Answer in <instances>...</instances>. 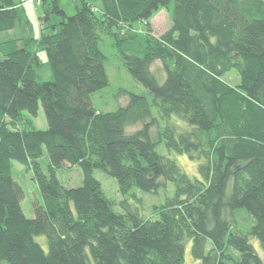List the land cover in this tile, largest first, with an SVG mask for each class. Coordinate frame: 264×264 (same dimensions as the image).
<instances>
[{"label": "trees", "instance_id": "16d2710c", "mask_svg": "<svg viewBox=\"0 0 264 264\" xmlns=\"http://www.w3.org/2000/svg\"><path fill=\"white\" fill-rule=\"evenodd\" d=\"M32 1L0 0V264H183L187 243L199 264H264L251 242L264 251V0H82L72 16L35 0L38 36L4 54ZM136 23L146 45L131 53L120 35ZM103 36L152 103L122 90L126 106L95 109L109 86ZM173 154L198 162L199 177ZM13 163L39 191L31 219ZM95 171L116 181L120 211ZM169 183L175 195L147 218L139 192Z\"/></svg>", "mask_w": 264, "mask_h": 264}, {"label": "rangeland", "instance_id": "374dc122", "mask_svg": "<svg viewBox=\"0 0 264 264\" xmlns=\"http://www.w3.org/2000/svg\"><path fill=\"white\" fill-rule=\"evenodd\" d=\"M27 1V0H22ZM49 5H51V0H49ZM60 5L63 6L68 15L72 16L77 13V9L81 8L82 0H59ZM92 4L95 7L97 0H85ZM35 0H33L31 4H24L25 11L27 13V20H29L30 24H22L24 27L23 31H20L18 35L14 38L15 42L6 44L1 46L3 53H10L13 50H18L21 48V42H18L19 39L21 40L24 37H28L29 31L30 34L38 36L39 33V24H38V17L36 13H40L39 16L42 14L43 7H40L38 4L35 5ZM37 11V12H35ZM26 20V21H27ZM144 33V27L142 23H136L133 28L123 30L122 34L120 35V39L128 42L130 45L131 53L138 52L140 46L145 47L146 45V38ZM115 40L109 36H103L100 41V49L103 54L106 56V71L109 79V86L92 95V102L95 109L100 113H111L116 112L118 109L126 106L129 102L128 95L120 94L119 92L125 90L128 93L137 94L140 96H144L149 103H152L153 97L149 93V91L134 81L132 76L127 71L126 67L123 64L122 56L114 46ZM142 50V49H141ZM45 55V54H44ZM46 58V56H45ZM154 70L158 74H162V65L161 63L155 64L153 66ZM39 75L41 80L49 81L52 79L50 70L48 66L43 65L41 70L39 71ZM158 80L163 83V80L158 77ZM225 80L230 83L232 86H236L240 84V77L238 72L234 71L228 76L225 77ZM35 128L40 131H44L47 129V124L45 120V116L43 110L40 109L38 118L34 121ZM143 124H139L137 126H132L129 128L130 132H134L140 128H142ZM127 131V130H126ZM129 133V131H127ZM130 134V133H129ZM162 146L158 149V152L162 154H167L165 149ZM162 151V152H161ZM174 156L172 159L177 160L178 164L181 166L183 171L190 177V178H198V162H194L188 159L187 156H181L173 154ZM14 169V177L16 180L23 186L26 191V200L22 204V208L24 214L28 219H31L33 216L32 213V203L34 202L35 197H39V191L36 184L32 180V174L30 171L25 169L24 167L18 165L17 163H13ZM94 177L102 183L103 191L107 195L108 199L113 201L116 205V210L120 211V207L118 205L121 201V196L116 187V181L113 178H109L103 173L99 171L94 172ZM175 195V188L172 183H169L167 188H163L159 191L158 194H144L139 192V197L143 200L142 204V213L147 216V218H152L155 215L154 207L163 205L167 199H172ZM145 209V211H144ZM150 211V213H148ZM154 214V215H153ZM156 216V215H155ZM238 226L240 229L244 230L249 221L245 219L243 216H239L236 218ZM254 222H252V225ZM37 241L43 245L45 249H47V241L44 237L37 238ZM252 245L254 246L257 254L259 257L264 261V251L260 242L257 239H251ZM183 264H199L198 261L194 260L192 256V245L191 243H187L185 246V256Z\"/></svg>", "mask_w": 264, "mask_h": 264}]
</instances>
